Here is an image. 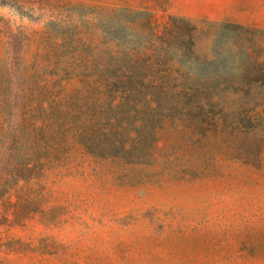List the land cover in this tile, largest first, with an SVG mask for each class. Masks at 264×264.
<instances>
[{
    "label": "rangeland",
    "instance_id": "374dc122",
    "mask_svg": "<svg viewBox=\"0 0 264 264\" xmlns=\"http://www.w3.org/2000/svg\"><path fill=\"white\" fill-rule=\"evenodd\" d=\"M0 168V264H264V0H0Z\"/></svg>",
    "mask_w": 264,
    "mask_h": 264
},
{
    "label": "trees",
    "instance_id": "16d2710c",
    "mask_svg": "<svg viewBox=\"0 0 264 264\" xmlns=\"http://www.w3.org/2000/svg\"><path fill=\"white\" fill-rule=\"evenodd\" d=\"M2 174H3V168H0V177H1Z\"/></svg>",
    "mask_w": 264,
    "mask_h": 264
}]
</instances>
